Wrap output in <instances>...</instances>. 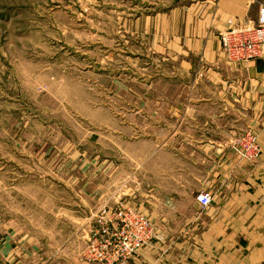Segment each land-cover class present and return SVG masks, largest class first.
Wrapping results in <instances>:
<instances>
[{
    "label": "rangeland",
    "instance_id": "obj_1",
    "mask_svg": "<svg viewBox=\"0 0 264 264\" xmlns=\"http://www.w3.org/2000/svg\"><path fill=\"white\" fill-rule=\"evenodd\" d=\"M196 1L0 0V264H88L98 209H134L116 145L147 122L149 92L183 89L163 47Z\"/></svg>",
    "mask_w": 264,
    "mask_h": 264
},
{
    "label": "crops",
    "instance_id": "obj_2",
    "mask_svg": "<svg viewBox=\"0 0 264 264\" xmlns=\"http://www.w3.org/2000/svg\"><path fill=\"white\" fill-rule=\"evenodd\" d=\"M263 3L197 0L178 11L184 20L163 52L183 89L148 93L158 100L140 106L147 122L137 136L117 143L115 177L117 194L160 227L155 241L193 245L157 250L154 241L125 264H264V61L229 62L218 37L229 20L254 22ZM248 130L260 145L253 162L232 149ZM202 192L212 197L204 209L195 200Z\"/></svg>",
    "mask_w": 264,
    "mask_h": 264
},
{
    "label": "built area",
    "instance_id": "obj_3",
    "mask_svg": "<svg viewBox=\"0 0 264 264\" xmlns=\"http://www.w3.org/2000/svg\"><path fill=\"white\" fill-rule=\"evenodd\" d=\"M218 37L221 51L229 62L264 61V3L259 5L254 22L238 24L229 20L228 28ZM232 149L241 160L253 162L260 155L258 136L245 131L233 142ZM195 200L204 209L210 205L212 197L202 192ZM154 238L152 222L138 211L118 203L113 206L103 204L92 220L83 258L88 264H125Z\"/></svg>",
    "mask_w": 264,
    "mask_h": 264
}]
</instances>
